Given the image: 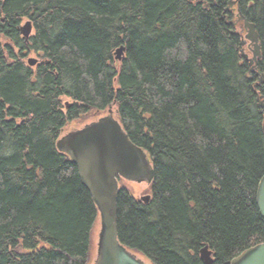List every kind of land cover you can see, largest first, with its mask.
<instances>
[{
    "label": "trees",
    "instance_id": "16d2710c",
    "mask_svg": "<svg viewBox=\"0 0 264 264\" xmlns=\"http://www.w3.org/2000/svg\"><path fill=\"white\" fill-rule=\"evenodd\" d=\"M230 1L0 0V264L89 263L99 210L57 142L110 108L155 171L148 203L120 179L128 250L206 264L208 246L231 264L264 242V0ZM239 11L260 36L253 66Z\"/></svg>",
    "mask_w": 264,
    "mask_h": 264
},
{
    "label": "water",
    "instance_id": "95a60500",
    "mask_svg": "<svg viewBox=\"0 0 264 264\" xmlns=\"http://www.w3.org/2000/svg\"><path fill=\"white\" fill-rule=\"evenodd\" d=\"M235 3L236 0H231L230 7ZM238 16L246 31L242 43L249 42L253 46V57L249 59L253 66L261 56L260 36L254 22L240 11ZM20 32L28 42L33 32L32 21L27 20L21 25ZM124 52V46L118 48L116 58L122 59ZM38 61L35 57L28 59L30 66H35ZM263 106L264 103L259 104V107ZM57 146L71 156L98 207L101 223L98 264H149L120 242L118 229L119 178L148 184L154 180L155 171L146 151L130 139L113 109L98 120L66 133L58 140ZM150 199L149 194L141 197L145 203ZM257 204L264 218V176L258 186ZM201 258L206 264L214 262L213 252L208 246L202 248ZM231 264H264V242L252 247Z\"/></svg>",
    "mask_w": 264,
    "mask_h": 264
},
{
    "label": "rangeland",
    "instance_id": "374dc122",
    "mask_svg": "<svg viewBox=\"0 0 264 264\" xmlns=\"http://www.w3.org/2000/svg\"><path fill=\"white\" fill-rule=\"evenodd\" d=\"M23 24H25V21L23 22ZM32 33H34V29H33ZM245 47H246L245 53L249 54L250 58H252L253 53L250 50L249 43H247L245 45ZM30 57L38 58L37 55H35V54H30L28 56V58H30ZM26 61H28V60H26ZM114 114L116 115V111H114ZM89 119H91V118L83 119V121L81 123L75 121L72 124H69L68 127L66 128V131H70V130H73L75 128H81V127L85 126L87 124L86 121H88ZM84 120H86V121H84ZM131 183H133L131 186H135L137 188V189H135V191L138 192L137 196L139 198H141L142 196L148 195V186H149L148 183H134V182H131ZM122 184H127V183L126 182L123 183L121 181L120 185H122ZM127 185H129V184H127ZM100 231H101V223H100V217H99L96 225L94 226V228L91 232L90 255H89V263L88 264H98Z\"/></svg>",
    "mask_w": 264,
    "mask_h": 264
}]
</instances>
